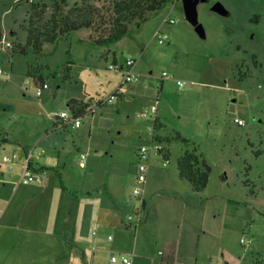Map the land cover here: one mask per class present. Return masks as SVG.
Instances as JSON below:
<instances>
[{
  "label": "rangeland",
  "instance_id": "374dc122",
  "mask_svg": "<svg viewBox=\"0 0 264 264\" xmlns=\"http://www.w3.org/2000/svg\"><path fill=\"white\" fill-rule=\"evenodd\" d=\"M55 1L60 0H0V171L25 156L43 157L33 143L56 134L68 173L91 170L94 178L95 169L97 188L121 186L130 204L119 206L118 226L97 229L98 241L89 245L94 207L84 193L74 203L49 195L35 215L28 202L15 198L11 225L0 224V264H104L111 252L133 254V264H264V0H201L194 23L187 21L182 0H173L108 47L92 44L91 31L81 29L56 45L45 43L39 55L12 52L11 46L26 43L31 4H46L47 19ZM64 1L72 6L82 0ZM215 4L224 13L212 10ZM68 60L73 65L65 81ZM127 60L135 61L138 81L124 85ZM42 83L48 89L38 99ZM118 92L122 98L105 104ZM70 100L97 112L83 115L77 130L55 127L56 116L71 114ZM157 100V118L140 119ZM155 122L160 128L154 134ZM152 140L168 150L169 161L164 164L152 151L140 187L136 151ZM193 146L210 167L200 193L177 169ZM81 155L85 170L78 167ZM136 187L144 188L142 197L133 196ZM136 206L143 215L137 232L124 226Z\"/></svg>",
  "mask_w": 264,
  "mask_h": 264
},
{
  "label": "trees",
  "instance_id": "16d2710c",
  "mask_svg": "<svg viewBox=\"0 0 264 264\" xmlns=\"http://www.w3.org/2000/svg\"><path fill=\"white\" fill-rule=\"evenodd\" d=\"M170 3H173V0H82L68 6L64 0H60L52 3V13L47 19L45 14L48 6L32 3L27 14L26 43L15 44L11 46V50L22 56L30 51L39 55L45 43L56 45L59 40L81 29L91 31L89 41L92 44L108 47L127 36L130 25L141 24L150 15L163 11ZM2 40L3 35L0 32V43ZM72 65V61L68 60L62 68L63 80L71 79L69 73ZM68 106L75 118L83 117L90 107L88 103L78 100H70ZM55 118L57 119V116ZM159 128L155 122L154 134ZM176 139L189 146L187 139L180 136ZM158 152L163 162L168 163V150L162 148ZM177 169L180 179L186 181L192 191L200 193L205 189L210 167L194 146L184 151L177 161Z\"/></svg>",
  "mask_w": 264,
  "mask_h": 264
},
{
  "label": "crops",
  "instance_id": "0c3cea01",
  "mask_svg": "<svg viewBox=\"0 0 264 264\" xmlns=\"http://www.w3.org/2000/svg\"><path fill=\"white\" fill-rule=\"evenodd\" d=\"M120 89L119 91H121ZM122 98L123 93H117L116 98ZM115 98V99H116ZM113 103V102H112ZM107 103V104H112ZM99 108V106H98ZM94 114H96L97 109L94 110ZM72 114V113H71ZM87 115V112L86 114ZM84 115V116H85ZM82 118V117H80ZM56 127V126H55ZM72 130V129H71ZM77 130V129H76ZM56 134L48 135L46 134L45 139H39L33 143V147H37L40 149L38 151H42L45 155L42 157L36 155V158H31V167L36 172L40 173L42 177L41 185H22L19 182V175L22 171V167L24 165V161L20 164H12L10 163L7 167V171H0V224L3 223L4 228H9L12 221V216L14 215L13 210H10L9 206L12 201L15 199L16 201L23 199L22 203H29L30 215H35L36 208H41L46 203L47 196L54 195L56 200L58 198H70L74 202H80L82 197H79V194L82 196L84 193L86 195L85 200L86 203L90 207H94V218L92 219L94 223V235L96 231L100 229H107L114 226H118L117 215L120 213L119 206H123L124 204H130V202L126 201L125 198H122V190L121 186H113L110 189L101 190L97 188L98 184V175L96 170L94 169V178L93 172L90 170L87 171H79L76 174L68 173L65 165L60 160V145L61 140L58 139ZM18 148H22V146L18 145ZM94 148H96L94 146ZM25 151V149L23 148ZM62 150V148H61ZM77 151V150H76ZM77 153H79L77 151ZM98 151L94 149V155H97ZM86 160V158H85ZM62 163V164H61ZM80 160L78 161V167L80 169L86 168V163L84 161L83 166H79ZM75 173V172H74ZM94 180V188L91 186ZM147 182V179H146ZM144 184V187L146 185ZM115 183V182H113ZM119 184V183H116ZM120 185V184H119ZM76 186L79 187L77 190ZM85 188V189H83ZM145 190H142V196L144 195ZM74 194V197L73 195ZM72 195V196H71ZM10 196V199H8ZM51 201V200H50ZM75 205V204H74ZM72 211H74V206L71 207ZM147 210V208H146ZM40 209H38V212ZM98 229V230H97ZM138 230V229H137ZM137 230L135 232H137ZM108 237L111 236H107ZM82 237L77 236V243L79 245L82 244ZM109 240V239H108ZM98 239L96 236L92 238L90 241L87 240V244L96 245ZM111 252V251H109Z\"/></svg>",
  "mask_w": 264,
  "mask_h": 264
},
{
  "label": "built area",
  "instance_id": "2783aa9c",
  "mask_svg": "<svg viewBox=\"0 0 264 264\" xmlns=\"http://www.w3.org/2000/svg\"><path fill=\"white\" fill-rule=\"evenodd\" d=\"M25 1H31V0H25ZM163 23L164 24H174L175 22L173 20L165 19ZM166 40H167V37L165 35L164 36H158V42L160 44H162ZM7 46L10 47V44H8ZM134 65H135V61H132V60L126 61L125 66L123 68V84L124 85L136 83L138 81L137 75L133 71ZM110 69L116 70L113 66H111ZM0 74H2V72H0ZM161 78L166 79L167 75L164 73ZM26 82H28V80ZM177 85L181 89L184 87L185 83L182 81H177ZM47 89H48L47 84L42 83L41 85H39L36 89V97L38 99H40L42 96V93ZM115 98H116V96L110 97L105 102V104L106 103H112L115 100ZM159 105H160V101L157 100L155 102V104L152 105L151 107L143 109L139 113V118L140 119H147V118L156 119ZM95 109H97V107L94 108V107L90 106L88 108L87 115H92L95 112L94 111ZM80 119H81L80 117L75 118L72 114H68L66 112H63L60 116H57V119L55 120V124H56V127L61 128V129L76 130V129H79L81 127ZM234 122L237 123L238 125H243L241 120L235 119ZM155 143L156 142L154 140H152L150 146L142 145L136 151V155L138 158L136 182L140 187L144 186V184L146 182L147 172H148V162H149L150 155H151L152 151H154L159 157H161L158 150H160L162 148H160ZM2 160H3V162H6V163L9 162L8 158L5 156L2 158ZM84 161H85V156L81 155L80 156V163H79L80 167L83 166ZM30 164H31V155L25 156L24 165H23L22 171L19 175V182L22 185H41L42 184V177H41L40 173L33 170ZM164 164H166V163H164ZM140 187H136L134 189V191H133L134 197H142L143 188H140ZM142 219H143V215L141 212V208L136 206L133 213L128 215L125 218L124 226L127 228L134 226L135 227L134 231H136L138 229L139 225L141 224ZM108 239L111 240V237H108ZM246 242L247 241L245 239H241L242 244H245ZM132 256H133V254H127V253H123V252H111L109 259L104 264H133Z\"/></svg>",
  "mask_w": 264,
  "mask_h": 264
},
{
  "label": "water",
  "instance_id": "95a60500",
  "mask_svg": "<svg viewBox=\"0 0 264 264\" xmlns=\"http://www.w3.org/2000/svg\"><path fill=\"white\" fill-rule=\"evenodd\" d=\"M201 0H182L183 10L185 13V17L188 22L194 23L196 20V6ZM212 10L218 11L220 13H224L221 6L219 4H215L212 7ZM198 33L202 34V29L200 26L196 27Z\"/></svg>",
  "mask_w": 264,
  "mask_h": 264
}]
</instances>
